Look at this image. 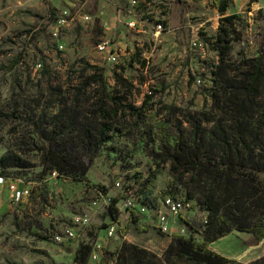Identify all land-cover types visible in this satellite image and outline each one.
<instances>
[{
  "label": "rangeland",
  "instance_id": "374dc122",
  "mask_svg": "<svg viewBox=\"0 0 264 264\" xmlns=\"http://www.w3.org/2000/svg\"><path fill=\"white\" fill-rule=\"evenodd\" d=\"M53 4L50 0H0V8L13 13L7 18L0 12V173L3 184L22 180L32 189L27 202H14L11 197L3 202L0 194V264H77L76 251L81 244L100 245L98 258H91L89 264H101L105 251L116 252L121 247L120 228L128 226L127 237L139 239L140 233L131 225L132 212L121 210L120 224L113 222L109 212L108 199L120 194L119 181H125L132 191L140 184L149 186L153 195L147 202L153 200L159 205L164 196L173 195L189 203L188 210L177 219L181 228L170 219L165 235L151 231L142 237V243L148 242L152 252L162 255L173 236L187 235L184 219L199 229L206 226L208 218L206 207L199 201L201 195L188 199L187 188L171 172V162L156 176L154 185H148L155 172L150 155L151 128L164 114H158L157 119L152 115L138 125L135 118H127L116 126L123 132L115 131L112 140L97 153L88 174L100 189L66 178L53 179L50 174L41 179L45 137L50 120L63 109V95L83 84L88 65L106 68L110 92L116 87V71L131 78L136 87L131 100L137 105L152 90L164 86L166 90L155 97V111L149 114L165 105L178 107L180 119L195 111H211L214 72L220 63L215 44L222 15L213 0H62L53 19L49 13ZM65 11L71 16L60 28ZM226 14H241L244 19L233 27L240 40L234 42L226 58V63L237 70L242 55L255 58L264 44V7L253 10L248 1L244 6L232 4ZM130 22L135 27H130ZM102 42L110 44L106 53L97 50ZM113 49L120 56L116 64L108 60ZM135 58L144 61L146 67L134 62ZM129 62H134V67ZM193 76L204 80L203 85ZM94 89L87 91L90 100L95 98ZM184 128L189 130V124L184 123ZM159 144L158 138L156 151ZM6 190L10 191L8 186ZM94 199L99 201L98 213H93L88 228L79 231L81 238L55 241L56 235L65 236L73 218ZM146 215L137 213L143 225L147 224ZM149 222L158 228L154 212ZM110 228H115V235L108 238ZM212 247L242 264H264V242L247 233L235 231Z\"/></svg>",
  "mask_w": 264,
  "mask_h": 264
},
{
  "label": "trees",
  "instance_id": "16d2710c",
  "mask_svg": "<svg viewBox=\"0 0 264 264\" xmlns=\"http://www.w3.org/2000/svg\"><path fill=\"white\" fill-rule=\"evenodd\" d=\"M231 3V0H213L222 20L215 44L220 63L214 72L211 111H195L180 119L178 107L165 105L157 113L149 114L155 111V97L166 90L164 86L152 90L137 105L131 100L136 90L131 78H124L116 71V87L110 92L106 68L88 65L83 84L63 95L62 111L49 122L41 179L57 172L60 178L100 189L88 174L97 153L112 140L115 131L123 132L116 126L127 118H135L138 125L152 115L157 119L158 114H164L162 120H156L155 128H151L150 155L155 172L149 177L148 185L153 186L156 176L171 162V172L187 188L188 199L200 194V204L206 207V226L198 229L184 219L187 235L173 236L162 255L125 241L116 252L105 251L101 264L109 261L114 264H242L216 251L212 244L235 231L264 242V44L257 57L247 59L242 55L239 69L226 63L234 42L240 40L233 27L236 22L244 21L241 14L226 16ZM49 13L56 19V10ZM138 61L146 67L144 61L134 59ZM134 62L129 65L134 67ZM92 87H95L92 95L95 98L90 100L86 96ZM184 123L189 124V130L184 128ZM158 138L159 151H156ZM0 176L3 178L2 173ZM128 189L127 195L110 198L109 212L118 224L121 212L117 205L121 199L132 197L145 204L153 195V190L144 184L134 191ZM131 223L139 233L148 231L139 225L135 211ZM128 233V226L120 228L122 238ZM93 251V244H81L76 251V263L89 264Z\"/></svg>",
  "mask_w": 264,
  "mask_h": 264
},
{
  "label": "built area",
  "instance_id": "2783aa9c",
  "mask_svg": "<svg viewBox=\"0 0 264 264\" xmlns=\"http://www.w3.org/2000/svg\"><path fill=\"white\" fill-rule=\"evenodd\" d=\"M253 1V0H250ZM136 4V2H134ZM71 16L69 12H63L61 19L59 20V27L63 28L66 26L68 18ZM86 20H89V18H86ZM135 23L129 24L130 27H135ZM162 30V25L158 26V31L160 32ZM59 30L56 31L54 34L55 37L58 36ZM197 43L195 44V46ZM110 47V44L108 42H102L98 44L97 50L101 53L108 52V48ZM62 49V47H60ZM119 56L116 50L109 51V58L108 60L111 63L116 64L118 62ZM39 67H42V65H39ZM196 83L198 85H203L204 80L201 78H196ZM50 176L53 179H59V175L57 172H52ZM5 181L4 178H0V183L2 184ZM47 180H45L43 183H46ZM117 188L120 191V194H126V191L129 190L125 181H119L117 182ZM9 190L12 192V199L14 202H22L24 199H28L32 196V189L30 187H25L23 189H20L17 185L16 181H13L9 184ZM111 199H108V204L110 205ZM190 207L189 203L184 199L180 197H176L173 195H167L162 198V201L158 205L153 200L151 202L147 203H141L138 202L136 199L132 197H128L127 199H121V201L118 203L117 208L121 210H126L130 212H137L141 213L143 215L150 214L151 212H154L157 215L158 222H159V230L163 233H167L169 231V222L170 219L177 220L179 219L184 212L188 210ZM99 209V201L98 199L92 200L91 204L88 208L84 209L80 214L76 215L73 218L72 221V227L69 228L65 234H59L55 236V241L59 243H63L66 240L68 241H74L81 238V234H79V231L82 228H88L90 225V222L93 218V213L97 212ZM98 213V212H97ZM115 235V228H110L108 232V238H111ZM65 237V238H64ZM101 249L100 245L94 246V251L92 254L93 259H97V252Z\"/></svg>",
  "mask_w": 264,
  "mask_h": 264
},
{
  "label": "crops",
  "instance_id": "0c3cea01",
  "mask_svg": "<svg viewBox=\"0 0 264 264\" xmlns=\"http://www.w3.org/2000/svg\"><path fill=\"white\" fill-rule=\"evenodd\" d=\"M38 1H40V0H38ZM52 3H54L53 4V7H54V10H56V12H57V10L59 11V9H60V5H61V3H62V0H50ZM63 1H67V0H63ZM72 2H73V0H71ZM232 1V3H231V5L232 4H234V5H236V6H244V5H246L247 3H248V1L250 2V5L252 6V9L253 10H259V9H261L262 7H264V0H253V1H250V0H231ZM134 2H136V1H134ZM133 2V3H134ZM2 3H3V0H2ZM137 3V2H136ZM72 5V4H71ZM49 8V7H48ZM230 9V8H229ZM53 10V9H52ZM121 11V10H120ZM0 12L2 13V15L3 16H5V17H9V16H11V15H13V13H9L7 10H5V9H3V8H0ZM50 12V11H49ZM58 13V12H57ZM132 12H130V14H131ZM119 15V14H118ZM121 15H123V11H121V13H120V16ZM226 16H230V15H227L226 14ZM131 23H134V22H130L129 24H131ZM114 51L116 50V52L118 53V50L117 49H113ZM118 56H119V53H118ZM120 57V56H119ZM14 181V180H13ZM13 181H11V183L13 182ZM16 182H17V185H18V187L20 188V189H23V188H25V187H29L28 185H27V183H25V182H23L22 180H16ZM10 184V183H9ZM8 186V188H9V185H5V184H1L0 185V194H2L3 195V198H4V200H3V202H8L9 201V199H10V197L12 198V196L13 195H11V191H8V190H6V187ZM22 202H27V199H24ZM151 213H153V212H151ZM151 213L150 214H147L146 215V217H147V224L146 225H143L141 222H139V225L140 226H142L143 228H148V231L147 232H145V233H140V237H139V239H137L136 241H133V240H131L129 237H127V235L123 238V240H122V243L123 242H128V243H132V244H137V245H140V246H142V247H145L146 249H148V250H152L151 248H149L148 247V242H146V243H142V237L145 235V234H147V233H149V232H151V231H157V232H159L160 233V231H159V228H157L156 227V225H151L150 224V215H151ZM146 219V218H145ZM171 220H174V219H171ZM174 221H176L177 222V224H178V226H179V223H178V221L177 220H174ZM131 225H132V227L133 228H135V226L131 223ZM179 228H181L180 226H179ZM178 228V229H179ZM136 230V229H135ZM176 230V229H175ZM139 233V232H138ZM182 233H184V232H182ZM100 234L98 233V236H99ZM179 235H186V234H179ZM100 237V236H99ZM101 238V237H100ZM168 239H170L171 237H167ZM146 239V238H145ZM144 239V240H145ZM213 249H215V248H213ZM216 250V249H215ZM216 251H218V250H216ZM231 257V256H230ZM233 258V257H232Z\"/></svg>",
  "mask_w": 264,
  "mask_h": 264
}]
</instances>
